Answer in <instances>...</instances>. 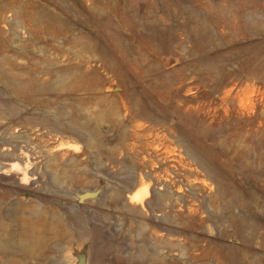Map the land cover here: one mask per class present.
Segmentation results:
<instances>
[{
	"label": "rangeland",
	"instance_id": "374dc122",
	"mask_svg": "<svg viewBox=\"0 0 264 264\" xmlns=\"http://www.w3.org/2000/svg\"><path fill=\"white\" fill-rule=\"evenodd\" d=\"M0 264H264V0H0Z\"/></svg>",
	"mask_w": 264,
	"mask_h": 264
},
{
	"label": "bare ground",
	"instance_id": "6f19581e",
	"mask_svg": "<svg viewBox=\"0 0 264 264\" xmlns=\"http://www.w3.org/2000/svg\"><path fill=\"white\" fill-rule=\"evenodd\" d=\"M33 216L32 218H27L24 215L17 217V223L22 232L19 238L13 235L8 241L5 240L9 246L23 249L28 254L35 253L36 247L47 239L44 230L51 223L40 220L38 213H34Z\"/></svg>",
	"mask_w": 264,
	"mask_h": 264
},
{
	"label": "water",
	"instance_id": "95a60500",
	"mask_svg": "<svg viewBox=\"0 0 264 264\" xmlns=\"http://www.w3.org/2000/svg\"><path fill=\"white\" fill-rule=\"evenodd\" d=\"M96 195V192L95 191H86L82 194H80L79 196V200L82 202L83 200H85L86 198L88 197H92V196H95Z\"/></svg>",
	"mask_w": 264,
	"mask_h": 264
}]
</instances>
